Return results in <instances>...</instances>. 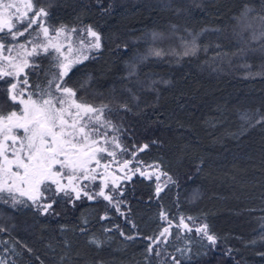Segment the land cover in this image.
Instances as JSON below:
<instances>
[{
	"label": "trees",
	"instance_id": "trees-1",
	"mask_svg": "<svg viewBox=\"0 0 264 264\" xmlns=\"http://www.w3.org/2000/svg\"><path fill=\"white\" fill-rule=\"evenodd\" d=\"M124 1L34 3L48 10L49 26L87 24L99 33L100 48L75 64L64 86L77 100L117 113L129 145H149L136 157L157 163L168 180L156 185L127 168L120 180L125 218L103 198L73 203L61 195L47 214L0 201V226L7 229L0 232V260L173 264L174 256L180 264H264V122L257 123L264 116V40H251L247 29L259 31L264 0ZM39 66L26 71L27 79L48 87L56 60L47 54ZM215 68L224 72L215 75ZM9 82L0 78L5 116L19 107L9 99ZM181 216L207 224L216 243L186 219L192 231L177 228ZM169 220L175 224L168 243L154 245L160 256L149 253L147 237ZM93 236L102 243H91Z\"/></svg>",
	"mask_w": 264,
	"mask_h": 264
},
{
	"label": "snow or ice",
	"instance_id": "snow-or-ice-1",
	"mask_svg": "<svg viewBox=\"0 0 264 264\" xmlns=\"http://www.w3.org/2000/svg\"><path fill=\"white\" fill-rule=\"evenodd\" d=\"M20 4L23 6V11L14 0L8 3L0 0V33L7 30V34L12 40H17L18 37L24 36L30 29H33L35 25L39 29L37 36L39 33H43V36L48 38L49 28L44 24L45 18L49 16L48 10L44 7H36L34 0H20ZM4 10H8L7 14ZM249 12L251 9H246L242 16H247ZM257 19L260 22L258 32L252 24L247 25V29L252 32L251 40L253 41L264 40V16H259ZM64 31L65 27L62 26L56 30V35L59 36ZM84 31L95 40V43L90 47L100 48L99 33L94 31L91 26ZM28 43L32 44L31 52L26 50L25 44H19L21 52H18L15 58L4 57L13 70L4 71L0 67V77H18L24 68L30 66L27 57L37 54L39 49L47 52L49 47H53L57 52L60 51L59 47L51 44L50 39L47 44L36 43L35 40ZM195 49L196 46L193 42L192 54H195ZM5 50L11 53L13 49L0 41V55ZM154 54L161 55L159 51ZM188 54L187 51L184 53V55ZM84 59L87 57L85 56ZM57 61L60 71L53 80L48 81V87L36 85V91L28 92V81L24 79L23 87L18 88L17 83H11L8 88L9 99L12 102H17L19 97L18 102L23 105V108L19 115L15 111L6 116L0 113V201L10 202L13 208H16L17 205L28 206L30 201L40 210L41 214H47L53 209L56 197L61 195L73 203L83 197L88 200L103 197L110 203L115 202L119 211V202L115 201L111 194L105 192V188L108 187L106 180L96 192L86 190L89 187L87 184H77L79 180L95 181L97 179V176L92 174L95 172V168L91 165L95 164L97 168L100 167L101 160L105 159L104 154L107 157H112L115 162L117 155L115 149L119 148L122 152L127 151L121 145L119 136H109V130L117 133L119 129L105 115L108 109L107 105L98 108L91 104L78 102L76 91L64 86V77L68 76L75 64L81 62L80 59L78 57L70 59L65 56L63 61L59 57ZM56 80L61 83H56ZM54 83L55 89L59 93L58 96H53L51 91ZM26 94L27 98L25 99ZM121 107L127 108V105ZM260 122H264V116H261L257 121V123ZM109 145L112 147V151L109 150ZM148 147V144H144L138 148V151H144ZM132 154L135 155V152ZM129 163L128 160H124L123 167L126 168ZM108 166V164L104 165L106 171ZM140 174L145 175L144 172ZM65 179L67 183H63ZM169 180L171 181L170 177ZM159 191L160 188L157 187V194ZM24 197L27 200L23 199ZM106 218V216L101 217V219ZM166 218L167 214L162 212L161 219ZM187 219L192 220L193 217H187ZM84 223L87 221L85 220ZM172 226V221L169 220L168 226L164 227L158 235L147 237L150 241L147 247L149 253L155 251L156 256H160L159 248H154V245L168 243ZM181 226L189 232L192 231L185 223L183 216L180 217L179 224L176 225L177 228ZM4 231L7 229L0 226V232ZM105 231H110V229H105ZM195 231L202 234L210 244L216 243L217 237L209 232L207 224L196 228ZM121 235L124 233L121 232ZM126 239L131 240L133 237L128 236ZM90 242L97 245L102 243L95 236L91 238ZM28 251L30 252L31 249ZM177 251L185 250L177 249ZM172 261L173 264H180V261L174 256ZM0 264H6V262L0 260Z\"/></svg>",
	"mask_w": 264,
	"mask_h": 264
},
{
	"label": "rangeland",
	"instance_id": "rangeland-1",
	"mask_svg": "<svg viewBox=\"0 0 264 264\" xmlns=\"http://www.w3.org/2000/svg\"><path fill=\"white\" fill-rule=\"evenodd\" d=\"M4 2L5 3L13 2V0H4ZM14 2H16L21 7V10L23 11V6H22V4H20V0H14ZM142 2H143V4L147 5L144 1H142ZM151 2L159 3L158 1H153V0H151ZM164 2L167 3L166 1H164ZM120 3H125V1L120 0ZM4 11L7 14L8 10H4ZM44 24L46 27L49 28L48 38H45L43 36V33H39V36H37L39 29L35 25L33 26V29H30L29 32L26 33L24 36L18 37L17 40H12V38L7 34V30H5L3 33H0V41H2L6 46H11L13 49L11 53H9L7 50H5L3 52V54L0 55V67H2L4 71H12L13 70L10 67L8 60L4 59V57L11 56V57L15 58L17 56V53L21 52V50L19 49V44H25L26 50L28 52H31L32 51V44L28 43L29 41L35 40L36 43L47 44L49 39H50L51 44L56 45L60 49L59 52H57L56 49L53 47H49L47 52L43 51L42 49H39L37 54H34L32 56L27 57L30 66L24 68V70L22 72H20L18 77H8L10 79V82L8 84V88H9L11 83H17L18 88L23 87V80L27 79L26 71L29 70L30 72L36 73L40 67L39 66V59L41 57L47 55V54L50 55L51 58L56 60V64L58 67V61H57L58 57L61 61L64 60L65 56L69 57L70 59H76L78 57L80 60H82V59H84L85 56L86 57L92 56L99 49V48L97 49V48L90 47L91 44L95 43V40L93 37L89 36L84 31V29L89 27V25H87V24H78V25H74V26L60 25V26L55 27V26H49L46 18H45ZM62 26L65 27V31L61 32V34L59 36H57L56 30L60 29ZM73 29H75L76 31H72ZM82 41H83V43H81ZM69 49H71V51H69ZM16 62L18 63L19 61L17 60ZM194 70H195V68H194ZM214 70L216 71L215 75H217V74L219 75L222 72H224L221 70H217V68H215ZM59 71H60V69L58 68V72ZM202 71H206V70H203V69L199 70L197 68V72L201 73ZM209 72L210 71L207 70L206 73H209ZM51 76H53V73L47 79H51L50 78ZM0 78H6V77H0ZM27 81H28L27 91L28 92H34L36 90L35 85L33 86L31 84V82H29L28 79H27ZM55 82L61 83V81H59V80H56ZM44 87H47V85H45ZM51 91L53 93V96L59 95V93L55 89V83L52 85ZM24 98L25 99L27 98V94L25 95ZM19 99L20 98L18 97L17 102L19 101ZM77 101L81 102V103H86L83 100H77ZM87 104H90V103H87ZM18 105H19L18 110L15 112H17V114L19 115L21 113V109L23 108V105H20L19 102H18ZM91 105H93V104H91ZM94 106L99 108L102 105H94ZM105 115L107 116L108 119L112 120V122L119 129V131L117 133H113V132H111V130H109V136L110 137L112 135L119 136L121 145L123 146V148L127 149V151L122 152L119 148L115 149V151L117 153V155L115 157V162H113L112 157H107L106 154H104L105 159L101 160L100 167L97 168L95 166V164L91 165V167L95 168V172L92 174L96 175L97 179L95 181L79 180V181H77V184H87L89 187L86 190L96 192V191H99L100 186L106 180L108 187L105 188V192L111 194L114 197V200L119 202V211L117 210V206H116L115 202L110 203L109 201H107V200L106 201L108 202L109 205L113 206L117 212H119L121 215L124 216V214H125L124 213L125 202L121 196L122 183L120 180H121L122 176H124L126 173H128L127 168H129V169L133 168V169H130V174H134V173L140 174L141 172H144L145 173L144 176H146V178H148V177L153 178L156 185H160V184L164 183L165 181L168 180V177L165 176V174L163 172H161L157 163H155V162L143 163L136 157L138 147L136 144L129 145L128 139H130V138L128 137V134L123 133V126H122L120 119L118 118L117 113L113 112V110L110 107H108V109L105 112ZM109 150L110 151L113 150L110 145H109ZM133 152H135V155L132 154ZM124 160H128L130 162L126 168L123 167V161ZM105 164L109 165L107 168V171L104 168ZM150 165L152 167H149ZM137 169H139V171H137ZM63 183H67V180L65 179L63 181ZM83 198H86V197H83ZM83 198H81V199H83ZM99 198H103V197H99ZM23 199L27 200L26 197H24ZM42 202H48V201H42ZM7 204H10V202ZM28 204H31V202L29 201ZM125 217L126 216H124V218ZM185 219L188 222V224L191 227H193L194 229L200 227L196 221L188 220L187 218H185ZM172 224H175V223L172 222ZM177 224H179V221L177 222ZM167 226H168V221H165V224L163 225L162 229L164 227H167Z\"/></svg>",
	"mask_w": 264,
	"mask_h": 264
}]
</instances>
